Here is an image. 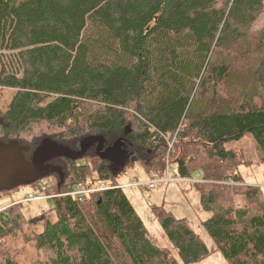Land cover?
Wrapping results in <instances>:
<instances>
[{"label": "trees", "instance_id": "obj_1", "mask_svg": "<svg viewBox=\"0 0 264 264\" xmlns=\"http://www.w3.org/2000/svg\"><path fill=\"white\" fill-rule=\"evenodd\" d=\"M263 3L0 0V51L16 52L19 66L0 63V89L13 91L0 142L18 141L29 160L45 139L78 153L93 138L82 157L48 162L56 219L29 241L52 253L50 264H179L118 188L132 157L146 175L200 174L193 186L210 213L202 226L225 261L264 264V193L243 185L238 170L248 164L224 145L249 133L264 164V26L253 25ZM36 125L60 133L28 142ZM118 144L120 157H100ZM100 182L110 189L82 202L66 195ZM18 206L0 212V264H20L2 247L21 231ZM152 215L181 264L208 256L185 219L164 206Z\"/></svg>", "mask_w": 264, "mask_h": 264}, {"label": "rangeland", "instance_id": "obj_2", "mask_svg": "<svg viewBox=\"0 0 264 264\" xmlns=\"http://www.w3.org/2000/svg\"><path fill=\"white\" fill-rule=\"evenodd\" d=\"M253 25L255 29H261L264 26V3L263 12ZM15 54L16 52L13 51H0V63H5L9 72L14 73L19 67L15 60ZM12 92L9 89H0V109H4L9 103V99L13 95ZM31 132H28L31 133V137L29 136L25 139L28 142H31L34 138L54 135L56 132L60 133L44 125H36ZM119 145L109 153L108 156L110 159L113 160L121 156V149H118ZM224 145L227 150H235L241 154L242 161L248 164L246 167L244 165L238 170L242 177L243 185L247 184L259 188L264 185V164L261 160L263 153L257 146L252 135L247 133L240 140L228 142ZM197 175L198 173H194L192 178H195ZM149 179L150 177L146 175L137 162L126 167L125 175L118 177V181L121 184L131 183L132 180L146 182ZM35 191V184L19 186L8 193L7 196L9 194L11 195L7 199L15 201ZM123 191L138 213L137 215L141 217L151 241L156 246L168 250L179 264L181 262L177 254H175L174 249L166 241L167 239L163 230L159 227L160 225L154 215H152V208L155 206H164L175 218L185 219L188 227L205 243L209 252L208 256L194 264H228L219 252L214 241L202 226L203 222L210 217V213H206L201 209L198 200L199 194L195 186L190 184L178 187L173 182H165L158 184L154 189L126 187L123 188ZM262 191L264 193V188ZM51 204L52 202L50 200H39L32 203H20L18 206L23 216L21 231L14 230L13 233L16 235L9 234L4 238V246L2 247L3 249H7L10 255L14 256V259L20 264H50L49 260L52 257V253L47 250L36 249L34 242L29 240L36 234L41 233L45 221H55L56 214ZM236 204L242 205V199L236 198Z\"/></svg>", "mask_w": 264, "mask_h": 264}, {"label": "water", "instance_id": "obj_3", "mask_svg": "<svg viewBox=\"0 0 264 264\" xmlns=\"http://www.w3.org/2000/svg\"><path fill=\"white\" fill-rule=\"evenodd\" d=\"M92 140L93 138H87L82 141L80 152L73 153L45 139L42 144L32 152V157L29 160L21 153L18 141L8 143L0 142V193L11 192L19 186H30L36 181L48 177L54 171V169L48 165L50 160L60 156L71 159L80 158L84 155L88 145L87 143ZM101 145L102 140L99 142V146ZM109 153H102L99 155L101 158H109ZM136 160V157H132L130 162L134 163Z\"/></svg>", "mask_w": 264, "mask_h": 264}, {"label": "built area", "instance_id": "obj_4", "mask_svg": "<svg viewBox=\"0 0 264 264\" xmlns=\"http://www.w3.org/2000/svg\"><path fill=\"white\" fill-rule=\"evenodd\" d=\"M164 174H165L164 177H160L156 174H152V175L149 174L148 175L150 177L149 181L141 182V181L132 180L131 183H128V184H121L120 183L118 185V188L122 189V190H123V188H126V187H138V189L140 187L147 188V189H152V188L154 189V187L157 186L158 184H162L165 182H173L176 185H178V187L187 186L190 184L194 185L197 183L204 182V180H203L202 176H200V174H198L195 178H192V177H189V178L175 177L172 174V170L169 167H166ZM34 184L36 187V191L34 193H29L28 195H26L20 199H17L15 201L9 200V202H7V204L2 206V208L0 209V212L4 211L5 209L8 208V206H11V205H20V203H32L34 201H39V200H50V198L52 196L48 195L46 190H48V187H50L51 181L46 179V177H45L41 180L36 181ZM260 188L263 189L264 185H262ZM107 189H110L109 184H107L105 182H100V183L92 185L91 187L86 188V189H85V187L75 186L71 190H69V193L66 195L70 196L72 199H74L77 202H82L83 200L88 198V196L90 194L95 193V192L106 191ZM237 207L239 208L240 205L238 204Z\"/></svg>", "mask_w": 264, "mask_h": 264}, {"label": "crops", "instance_id": "obj_5", "mask_svg": "<svg viewBox=\"0 0 264 264\" xmlns=\"http://www.w3.org/2000/svg\"><path fill=\"white\" fill-rule=\"evenodd\" d=\"M10 195L11 194H9V196ZM9 196H3V195L0 194V209L2 208V206H4L5 204H7V202H9V199H7Z\"/></svg>", "mask_w": 264, "mask_h": 264}, {"label": "bare ground", "instance_id": "obj_6", "mask_svg": "<svg viewBox=\"0 0 264 264\" xmlns=\"http://www.w3.org/2000/svg\"><path fill=\"white\" fill-rule=\"evenodd\" d=\"M82 187V186H81Z\"/></svg>", "mask_w": 264, "mask_h": 264}]
</instances>
